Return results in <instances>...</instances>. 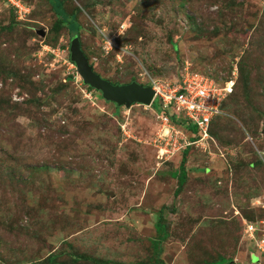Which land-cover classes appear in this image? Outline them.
<instances>
[{"label": "rangeland", "instance_id": "rangeland-1", "mask_svg": "<svg viewBox=\"0 0 264 264\" xmlns=\"http://www.w3.org/2000/svg\"><path fill=\"white\" fill-rule=\"evenodd\" d=\"M22 5L18 15L0 0V264L54 252L81 264H264V0H65L90 64L113 83L232 80L229 106L245 100L240 70L251 67L260 113L247 131L223 113L216 142L191 149L178 196L182 156L155 143L175 137L158 100L106 102L72 63L68 30L52 31L48 1ZM161 210L167 238L156 250Z\"/></svg>", "mask_w": 264, "mask_h": 264}, {"label": "built area", "instance_id": "built-area-1", "mask_svg": "<svg viewBox=\"0 0 264 264\" xmlns=\"http://www.w3.org/2000/svg\"><path fill=\"white\" fill-rule=\"evenodd\" d=\"M11 3L18 15L25 13V8L20 0H7ZM110 46V45H108ZM109 49L108 47L106 48ZM205 79V78H204ZM202 79L196 73H187L182 76L178 82H170L165 80H150L149 85L154 91V100H158L161 110L171 107L179 117L189 121L196 126L200 138L194 144L206 142L210 139V125L212 120L217 116L223 114L221 106L223 101L233 93L234 81H229L225 85H221L216 81L210 79ZM165 124H171L169 118L160 112ZM174 126V125H173ZM176 127V126H175ZM175 127H170L175 134L174 138L168 140L164 136H158L155 143H159L161 156L171 157L177 152L183 151L185 148L192 145L188 137L179 132ZM179 130V128H178ZM178 132V133H176ZM180 136V137H179ZM169 146V148H168ZM264 225V223H263ZM248 235L254 237L257 228L256 225H248ZM258 249L264 257V229L263 237L258 242Z\"/></svg>", "mask_w": 264, "mask_h": 264}, {"label": "trees", "instance_id": "trees-1", "mask_svg": "<svg viewBox=\"0 0 264 264\" xmlns=\"http://www.w3.org/2000/svg\"><path fill=\"white\" fill-rule=\"evenodd\" d=\"M20 1L23 2V0H20ZM47 1L50 4L51 9L53 10L56 16V20L52 27V31L58 34L62 30L67 29L71 37H74V36L79 37L81 46H82V41H81V36H80L82 27L79 24L78 19H77L78 12L73 11L72 13H69L65 7V0H47ZM82 49H83V46H82ZM251 72H252L251 67H248L246 70L243 67L240 70L239 78L240 79L242 78V81H244V84L246 86L243 89V92H244L243 95L245 97V100L241 101L240 99H234V101H232V104L229 103V106H227L226 104L227 99H229V97L233 95L235 91V87H236V84H235L233 93L227 97V99L223 102L221 106V111L223 113H225V111H228L227 109H229L230 113H233L234 115H236L238 117V119L236 118L237 120L235 119L236 122L237 123L239 122L242 125V127L246 129V131H247L246 125L249 124V120L254 117V114L260 113L259 111H257L258 106H256L257 102L254 100L255 98L249 95L250 92L253 90V87L249 86V84L252 81V78L250 77ZM132 82H134V80H132L130 83ZM114 84H119V83H114ZM89 89L94 90L91 87H89ZM153 108H154V104H153ZM161 112L169 118L171 124H174L177 128L183 130L187 134L189 141L192 142L191 146L185 148L183 151L180 152V155L182 156L181 163L177 171L172 174L174 178H176L178 181V188L175 192V195L178 196L181 193L184 185L187 183V180H188V171H187L188 170L187 169L188 155L191 152V149L195 147L194 143L199 140L200 135H199V131L196 126L192 125L189 121L179 117L175 112H173L171 107L161 110ZM223 118H224V114H221V115H217L212 120V123L210 125V139L206 141V143H208L209 146L211 142H216V140L218 139L217 134L215 133L213 128L215 124H217L218 121ZM163 216H164L163 210H161L160 215H159V220L156 225L157 239L154 240V243H153L154 248L156 250L160 248V243L163 242L167 238L166 228L161 224L162 223L161 221H163ZM243 219L244 218L241 219L242 222H243ZM252 224H255V223H252ZM65 254H66L65 252H54V253L49 254L46 259L37 261L34 263L32 262L31 264H81L82 261L79 259V257L81 256H78L75 254H69V255L66 254V256L71 257L67 262L61 260V258L65 256ZM83 261H91L93 264H117L116 262L101 261V260H96L94 258H87V257ZM232 262L233 261L222 259L221 262L212 263V264H232Z\"/></svg>", "mask_w": 264, "mask_h": 264}, {"label": "water", "instance_id": "water-1", "mask_svg": "<svg viewBox=\"0 0 264 264\" xmlns=\"http://www.w3.org/2000/svg\"><path fill=\"white\" fill-rule=\"evenodd\" d=\"M71 61L76 65L77 72L88 87L100 92L106 102L114 103L118 107L131 108L135 104L151 106L154 91L151 86L137 81L128 84H114L95 72L88 57L82 49L78 36L71 39Z\"/></svg>", "mask_w": 264, "mask_h": 264}, {"label": "clouds", "instance_id": "clouds-1", "mask_svg": "<svg viewBox=\"0 0 264 264\" xmlns=\"http://www.w3.org/2000/svg\"><path fill=\"white\" fill-rule=\"evenodd\" d=\"M146 86H148V85H146ZM150 86V85H149Z\"/></svg>", "mask_w": 264, "mask_h": 264}]
</instances>
